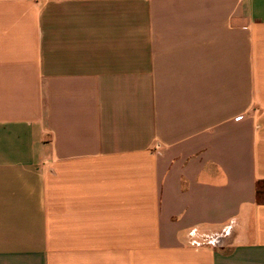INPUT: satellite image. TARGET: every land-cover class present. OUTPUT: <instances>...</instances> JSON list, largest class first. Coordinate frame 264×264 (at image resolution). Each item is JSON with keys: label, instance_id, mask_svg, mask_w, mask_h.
I'll use <instances>...</instances> for the list:
<instances>
[{"label": "crops", "instance_id": "crops-1", "mask_svg": "<svg viewBox=\"0 0 264 264\" xmlns=\"http://www.w3.org/2000/svg\"><path fill=\"white\" fill-rule=\"evenodd\" d=\"M0 264H264V0H0Z\"/></svg>", "mask_w": 264, "mask_h": 264}]
</instances>
